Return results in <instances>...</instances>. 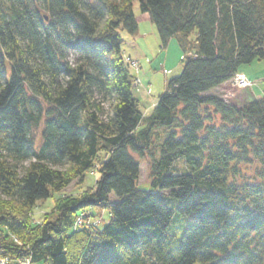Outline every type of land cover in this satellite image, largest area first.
<instances>
[{
	"label": "trees",
	"instance_id": "obj_1",
	"mask_svg": "<svg viewBox=\"0 0 264 264\" xmlns=\"http://www.w3.org/2000/svg\"><path fill=\"white\" fill-rule=\"evenodd\" d=\"M136 1L186 57L148 118L121 35L139 33ZM256 61L264 0H0V256L264 264V96L239 107L211 94ZM138 158L151 162V191ZM89 172L94 188L33 226L38 202ZM93 210L110 222L97 227ZM175 210L194 215L181 241L168 232Z\"/></svg>",
	"mask_w": 264,
	"mask_h": 264
},
{
	"label": "rangeland",
	"instance_id": "obj_2",
	"mask_svg": "<svg viewBox=\"0 0 264 264\" xmlns=\"http://www.w3.org/2000/svg\"><path fill=\"white\" fill-rule=\"evenodd\" d=\"M135 14L139 22V33L135 37H131L126 32L121 35L125 40L123 46L124 57L130 58L131 61L138 63V68H130L132 75L140 81V85L135 87V96L140 102V111L144 117L148 118L152 115L158 98L165 92L168 81L180 77L183 72V62L186 59L178 39H172L165 48L161 43L157 27L151 22L148 15H144L139 10V2L134 5ZM240 73L247 77L253 87L246 90L237 89L232 82L224 85L220 89L212 92V95L224 98L227 103L243 107L251 100H257L264 96V61H256L252 65L243 66ZM138 161L139 158H138ZM141 175L139 187L151 191V162L147 159L141 160ZM98 166H95L93 173H96ZM254 169L247 171L249 177ZM99 175L89 172L86 174V180L83 183L74 182L70 187L58 193L46 201L36 204L30 220L33 226H42L48 219H55L57 203L68 197H80L88 189L94 188ZM165 196L168 193H164ZM58 200V201H57ZM171 208H177L179 202L171 198L167 201ZM96 215L94 224L97 227L107 225L110 220V211L93 210ZM194 225V215L180 216L175 210L172 223L168 229L169 234L176 236L180 241L182 236ZM0 256V264H24L20 259H8ZM22 260V259H21ZM25 260V259H23Z\"/></svg>",
	"mask_w": 264,
	"mask_h": 264
},
{
	"label": "built area",
	"instance_id": "obj_3",
	"mask_svg": "<svg viewBox=\"0 0 264 264\" xmlns=\"http://www.w3.org/2000/svg\"><path fill=\"white\" fill-rule=\"evenodd\" d=\"M124 61H125V64L129 67V68H135L137 69L138 68V63L135 62V61H131L130 58H127V57H124ZM233 85L239 89V90H246L248 88H252L253 87V83L247 78L245 77L244 75L242 74H238L234 80L232 81ZM140 85V81L137 79L136 80V83H135V86L138 87ZM226 101V100H225ZM78 223H79V226L82 225L83 223V219H79L78 220ZM4 261H8V259H5ZM20 261H23L24 264H31V260L30 259H25V260H20Z\"/></svg>",
	"mask_w": 264,
	"mask_h": 264
}]
</instances>
